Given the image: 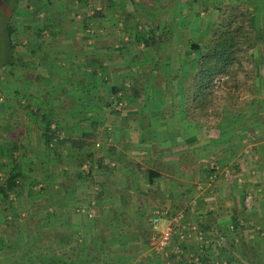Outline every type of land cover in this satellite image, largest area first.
<instances>
[{"label": "crops", "instance_id": "0c3cea01", "mask_svg": "<svg viewBox=\"0 0 264 264\" xmlns=\"http://www.w3.org/2000/svg\"><path fill=\"white\" fill-rule=\"evenodd\" d=\"M158 1L167 9L158 34L181 36L184 46L166 37L156 49L128 35L121 45L117 8L96 22L97 39L72 29L68 40L32 34L19 64L0 77V174L23 177L8 199L0 193V261L36 246L42 228L67 232L51 239L53 254L81 264L195 263L201 233L218 245L264 239V0L220 3L241 8L237 20L254 44L239 43L244 71L213 92L206 110L186 91L189 43L219 19V0ZM192 3L200 12L187 13ZM204 9L207 25L188 27ZM50 122L87 142L47 145ZM157 215L161 229L173 227L164 251L152 240Z\"/></svg>", "mask_w": 264, "mask_h": 264}, {"label": "trees", "instance_id": "16d2710c", "mask_svg": "<svg viewBox=\"0 0 264 264\" xmlns=\"http://www.w3.org/2000/svg\"><path fill=\"white\" fill-rule=\"evenodd\" d=\"M3 1L8 7L11 6V15L7 18L5 23V42L3 41L6 50L5 53L8 58L3 64H6L5 66H7L9 64H19L21 60L20 55L17 52V25L12 21V15L17 9L19 0L13 1L12 4H10L11 0ZM80 1L82 3L88 2L86 0ZM129 1L132 5L134 14L123 7L122 1L119 2V10L124 25L122 29V38H120L121 45L128 44L129 41L124 40L125 35H128L129 38L135 39L138 43H144L147 47L152 46L157 49L158 44L162 43L166 38V35L158 34L159 26L156 24L159 22L157 19L159 16L156 13L165 10L164 3L158 0ZM221 2L222 0H219V5L216 7L220 10L219 19L216 20V22H211L207 26V29L205 30L207 37L189 43L191 53L193 52L192 61L194 66H190L187 69L188 78L185 82V87L189 94V98L191 100H197V103L205 110L206 107L213 104V92L215 87H219L216 86L214 77L217 75L226 76V81H223L225 84L230 79L237 77L240 71H244V67H242V59L245 58L246 55L248 56V52L247 49L246 52L241 50L239 43L248 42L251 45L254 44L253 37L250 36V33L248 34L247 29H245V19L241 18V20H237L239 15H241V17L245 15L240 14L241 8L220 4ZM151 10L153 14L150 13ZM103 14V9H96L95 7L93 14L86 15L85 23L83 25L84 28H90L92 24H96ZM29 15H27V17ZM135 15H137V18ZM155 19H157L158 22L155 21ZM35 33L36 36L40 35L42 30L38 29ZM28 35L30 38L32 34L28 33ZM259 39L260 38H258V40ZM200 93L202 95H200ZM92 134L93 133L84 134V136L90 138L93 136ZM45 136L47 145L52 144L53 139L62 144L71 142L78 147H83L87 142V140L80 141L81 139H72L71 137L66 136V132H64L58 124L54 128H51V122L48 124ZM18 179H23L22 173L18 171V169H13L11 174L1 182L0 193L2 194L3 199H8L10 193L17 189L16 187L19 186L17 183ZM38 231L39 232L36 233L35 236H39V239L43 240L38 242L36 246L32 245L31 247H27L21 255L9 257L8 259L0 261V264H81L80 261L74 259L68 260L66 256L53 254L51 239H68L69 236L67 232L64 234H53L51 228H42ZM72 235L74 234L71 233V236ZM204 235L205 233L203 236ZM205 237L206 236H204V238ZM45 239H50V242ZM228 248L227 243L223 242L219 244V249L223 254L225 253V255H228L229 253ZM89 258L90 256L88 255L84 259L89 260ZM201 258L204 261L207 260L205 256H201ZM236 260L242 261V263L244 262L240 259ZM222 262L220 264H222ZM230 262H233L232 258L228 264H230Z\"/></svg>", "mask_w": 264, "mask_h": 264}, {"label": "rangeland", "instance_id": "374dc122", "mask_svg": "<svg viewBox=\"0 0 264 264\" xmlns=\"http://www.w3.org/2000/svg\"><path fill=\"white\" fill-rule=\"evenodd\" d=\"M13 1L15 0H11L10 4H12ZM86 1L88 2L82 3L80 0H19L17 9L14 11L12 15V21L17 25L18 33L16 34V40L18 43V46H17L18 54H20L19 51L21 49H26L24 48L25 46L31 45V40L28 37L29 36L28 33L34 34L35 30L37 32L38 29L43 30L44 31L43 35L46 37H49L50 35L47 36V34H51L52 32L58 35L56 36L57 37L56 39L61 38V40L63 39L66 40L68 38L67 36H64V34L68 33L69 29L70 30L72 29L74 33L76 30L77 31L82 30L81 34L84 35L82 38H84V40L86 41L88 40V36L91 39H94V38L97 39L100 33V28H101L100 25L92 24L90 28H84L83 26L85 23L86 15L93 14L95 7L96 9H103L104 12L107 11L110 13H115L117 8L118 9L120 8L119 2L122 1L123 7L126 10H129L132 13H134L132 5L129 0H127L126 2H123V0H109V1L86 0ZM186 1L193 2L195 0H186ZM190 6L186 4L185 9L187 10V13H190L192 9L194 10L196 9V11L198 10L200 12V7L198 8L197 4L194 5L192 3ZM10 7H8L6 3H4L3 0H0V77H3L4 73H7L9 70V65L5 66L6 64H3V62H5L8 59L5 53L6 50H5V45L3 41L5 39V23L7 21V18L11 15ZM156 7H159V6H156ZM175 10H176V7L173 9V12ZM176 12L177 11H175V13ZM150 13L153 14L152 10ZM163 13L164 14L167 13V10L166 9L161 10V12L156 13L159 16L160 20L164 18V16L161 17ZM211 13L212 12L210 10L208 11V9H204V14L202 15L203 19L199 20L196 23L194 20L189 19L190 21L188 20L189 23L187 26L190 28L196 27L200 22V25H202L201 27L204 28L207 25L208 20H210L209 18L210 17L212 18ZM27 15L29 16L27 17ZM135 17L137 18V15H135ZM213 18H215V16H213ZM158 20L155 19V21L157 22ZM165 22H167L168 24V25L165 24L166 28H173V26L169 24V21H165ZM43 35L40 36V38H43L44 37ZM193 35H194L193 41H197L202 38L205 39V37H207L205 31L202 32V34H199L197 31H194ZM167 39L175 40L177 44L184 46L181 36L180 37L177 36L175 38L174 36H169ZM164 40L165 41H163L161 45L166 46V38ZM41 42H44L43 39L41 40ZM46 43L47 42H44V46ZM161 48L163 50L165 49V47H162V46ZM57 54L63 55L64 52H59ZM157 54L159 55V52ZM188 55L190 58H192L193 54L191 52L190 53L188 52ZM13 69L16 71V75H19V67H16ZM263 72H264V69H263ZM224 86L225 84L222 81V83L219 84V87H215V90L217 92H215L214 90V94H220L221 89H223ZM2 90L3 89L0 85V92H1L0 98L4 96ZM1 102H0V105L2 104L4 106V102L2 100ZM3 180L4 179L1 178V174H0V184ZM1 230H2V234H1L2 236L7 234L6 232L5 234H3V229H0V231ZM11 232H12V236H15V233H17V229L12 228ZM155 238L156 239H152V240L157 243L156 241L157 237ZM174 240L178 241L177 239H173V241ZM197 241L200 244L199 245L200 250L198 252L201 253V255L199 254L198 257L201 258V256H205L207 259L206 261H203L204 264H220L222 261H223L222 264H228V262L230 261L229 255H224L220 252L221 250L219 249V245L217 242H215L216 239H205V238L201 239L198 236ZM227 241H228L227 242L228 246L232 250V254L241 255L243 257L242 260L246 262V263L245 262L242 263V261L236 260L234 258L233 262H230V264H264V239H229ZM234 252L237 254H235ZM173 260L174 259L172 258L171 263L174 262ZM201 261L195 260V263L194 262L191 263L190 261H188L187 264H198Z\"/></svg>", "mask_w": 264, "mask_h": 264}, {"label": "built area", "instance_id": "2783aa9c", "mask_svg": "<svg viewBox=\"0 0 264 264\" xmlns=\"http://www.w3.org/2000/svg\"><path fill=\"white\" fill-rule=\"evenodd\" d=\"M225 79H226V76L217 75L214 77V82H215L216 86H219V84L222 83V81H224ZM228 171H226L227 177L230 176V173ZM159 220H160L159 215H157L153 218V229L156 233L155 236L157 237L156 249L158 251H163L171 243L172 234H173V227L171 225H169V226L161 229L159 226ZM199 237L201 239L204 238L202 233L199 235Z\"/></svg>", "mask_w": 264, "mask_h": 264}]
</instances>
